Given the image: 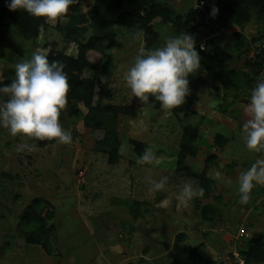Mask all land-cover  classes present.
Returning a JSON list of instances; mask_svg holds the SVG:
<instances>
[{
	"label": "rangeland",
	"instance_id": "obj_1",
	"mask_svg": "<svg viewBox=\"0 0 264 264\" xmlns=\"http://www.w3.org/2000/svg\"><path fill=\"white\" fill-rule=\"evenodd\" d=\"M99 1H82L88 18L80 42L96 34L90 11ZM101 1L114 4L116 17L141 4ZM153 1L170 13L155 16L153 33L115 24L114 44L104 42L110 65L103 110L73 100L76 110L61 114L71 144L22 140L0 127V264H182L178 257L190 253L194 264H264V186L246 205L238 195L240 173L264 156L248 150L240 135L251 90L264 79V0H148L142 9ZM7 3L0 0V7ZM70 11L63 23L45 21L37 38L16 24L0 29V85L10 84L16 63L34 51L49 55L51 44L78 54L63 31ZM184 31L201 56L185 104L168 113L152 96L149 107L131 97L123 73L138 49L154 50ZM211 58L226 72L209 69ZM5 98L0 94V102ZM21 144L36 149L17 151ZM146 147L158 163H137ZM164 177L165 190L151 191L146 178ZM185 183L205 190L187 208L176 201Z\"/></svg>",
	"mask_w": 264,
	"mask_h": 264
},
{
	"label": "clouds",
	"instance_id": "obj_2",
	"mask_svg": "<svg viewBox=\"0 0 264 264\" xmlns=\"http://www.w3.org/2000/svg\"><path fill=\"white\" fill-rule=\"evenodd\" d=\"M74 0H8L10 11L22 10L46 22L67 19ZM219 9L213 7L215 17ZM141 33L134 36L138 39ZM201 51L204 45L200 46ZM65 65L58 60H49L40 50L34 51L30 60L16 63L15 79L8 85H0V94L6 98L0 102V127L13 137L22 140L54 141L69 145L72 134L61 122V112L68 100L70 84ZM201 69V56L196 49L193 35L183 32L169 37L163 46L154 50L140 47L133 64L123 73L125 85L131 97H138L147 107L149 97L160 103L168 113L180 108L190 94L189 77ZM248 119L243 123L240 135L245 147L253 152H264V79H258L251 90L250 102L245 109ZM34 151L35 144H21L17 151ZM157 157L151 147H146L138 157V164H152ZM221 173L216 172L219 178ZM151 191H164L167 177L160 180L146 178ZM264 186V156L257 158L238 178L239 203L246 205L253 189ZM203 187L185 183L176 196L177 205L185 208L196 198L203 197Z\"/></svg>",
	"mask_w": 264,
	"mask_h": 264
},
{
	"label": "trees",
	"instance_id": "obj_3",
	"mask_svg": "<svg viewBox=\"0 0 264 264\" xmlns=\"http://www.w3.org/2000/svg\"><path fill=\"white\" fill-rule=\"evenodd\" d=\"M82 1L83 0H74V3L70 5V20L63 29L68 41H74L79 45L78 54L69 55L67 54L68 51L56 49L54 44H51L49 55H47L50 61L55 59L63 63L65 65L64 70L68 75L70 84L67 96L68 102L61 114L64 111L76 110L72 104L73 100L82 101L92 111L103 110L101 107V98L104 93L105 83H107V69L110 65V61L107 60V48L104 42L108 40L109 44H114L115 33L113 27L115 24L136 26L137 28L144 27L148 32L153 33L152 28H154L155 16L160 14L165 19H169L170 14L169 11H164V9L156 5L154 1L150 7L151 9H142L141 5L148 0H141V4L135 7L133 11H125L116 17L114 15L115 6L113 3L98 0L97 6L90 11V18L93 20L96 34L92 35L86 42H80L78 37L84 31L85 28L83 23H85L88 18L87 14L82 9ZM144 11L145 15H143ZM44 23L45 19L42 17H33L22 10L10 11L7 5L0 7V29L9 24H16L21 34L26 37L37 38L40 32V26ZM109 46L111 47L112 45ZM92 52L100 54L101 57L97 58V60L92 55ZM95 59L97 61H95ZM207 65L209 69L221 70L220 73L226 72V65L223 64L221 60L219 61L211 58ZM86 69L95 71L93 77H86L84 75ZM8 84L9 82H6L4 85ZM137 145L140 146L139 144ZM44 234L45 233L42 231L34 240L44 236ZM255 246L256 244L251 246V253L257 252L258 249ZM193 254L194 253L188 254L186 258L180 256L178 260L183 262L182 264H194ZM259 256H261V253ZM201 262L206 263L204 260H201Z\"/></svg>",
	"mask_w": 264,
	"mask_h": 264
},
{
	"label": "built area",
	"instance_id": "obj_4",
	"mask_svg": "<svg viewBox=\"0 0 264 264\" xmlns=\"http://www.w3.org/2000/svg\"><path fill=\"white\" fill-rule=\"evenodd\" d=\"M236 254H237V256H238L239 253H236ZM242 264H244V263H242Z\"/></svg>",
	"mask_w": 264,
	"mask_h": 264
}]
</instances>
